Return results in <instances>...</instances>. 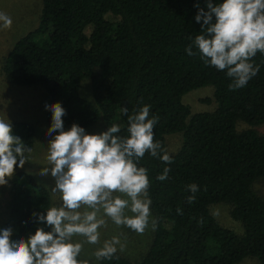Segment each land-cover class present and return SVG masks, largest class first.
Here are the masks:
<instances>
[{"label":"trees","instance_id":"16d2710c","mask_svg":"<svg viewBox=\"0 0 264 264\" xmlns=\"http://www.w3.org/2000/svg\"><path fill=\"white\" fill-rule=\"evenodd\" d=\"M197 3L206 7V0H42L37 27L15 41L0 63L9 83L39 86L49 95V105L61 104L64 130L74 123L86 130L100 119L105 131L118 124L119 135L126 136L128 119L121 108L132 114L148 105L149 118H159L154 140L165 151L164 136L182 133L177 152L166 151L170 164L148 153L138 162L148 170L155 221L145 249L138 257L117 252L98 264H237L246 257L264 264V192L257 188L264 182L252 189L255 180L264 178V134L235 127L237 121L264 123V54L253 58L258 74L246 86L230 89L233 81L226 72L205 65L193 44L202 34L195 20ZM189 45L195 55H187ZM83 79H89L91 99L79 95ZM205 85L213 87L217 107L191 114L182 97ZM45 118L50 128V109ZM11 125L32 149L33 126ZM165 167L168 178L160 181ZM191 184L199 190L190 192ZM7 191L8 211L0 229L12 228L13 240H27L37 228L51 230L33 216L53 207L46 187L17 166ZM221 202L230 206L240 234L212 215L210 205ZM217 209L211 210L219 217ZM78 259L91 264L87 257Z\"/></svg>","mask_w":264,"mask_h":264},{"label":"clouds","instance_id":"9594fccd","mask_svg":"<svg viewBox=\"0 0 264 264\" xmlns=\"http://www.w3.org/2000/svg\"><path fill=\"white\" fill-rule=\"evenodd\" d=\"M195 16L201 24V33L194 38L205 65L225 71L233 82L230 89L242 88L259 72L253 63L257 53L264 54V0H206V7L197 3ZM12 18L0 12V27L10 29ZM195 55L192 45L186 48ZM52 112V124L47 135L56 134L48 144L47 160L50 167L40 175L49 173L55 179L52 193H59L61 204L47 209L46 215L33 213L38 222L51 229L37 228L27 240H13V229H0V264H81L78 259L83 245L73 242L74 236L84 237L89 244H100V229L106 227L105 217L117 226H126L138 234L149 227L151 216L148 170L138 166L146 153L166 164L171 156L160 142L154 140L158 117H150V106L129 114L127 107L121 112L127 116V135L121 136V127L113 124L99 134H87L78 124L64 130L62 117L65 109L59 102L45 105ZM27 147L13 134L10 122L0 119V185H6L16 167L23 168L29 161ZM170 168L165 167L157 179L168 178ZM190 192L199 190L196 184L188 186ZM195 196H189L192 203ZM132 215H128L127 213ZM178 214L181 209H177ZM155 228V221H152ZM125 245L119 237L105 240L95 257L111 259Z\"/></svg>","mask_w":264,"mask_h":264},{"label":"rangeland","instance_id":"374dc122","mask_svg":"<svg viewBox=\"0 0 264 264\" xmlns=\"http://www.w3.org/2000/svg\"><path fill=\"white\" fill-rule=\"evenodd\" d=\"M41 6L42 0H0V12L6 13L13 21L10 29L0 27V63L15 41L37 27ZM95 73L99 75V70L95 69ZM88 80L89 79H83L79 88V95L86 100L92 97L91 90L87 91L86 89L89 85L87 84ZM213 92L214 89L211 85L201 86L185 93L182 97V102L189 106L191 114L213 111L217 107V103L213 98ZM46 104H50V99L43 88L39 86L13 85L5 79L0 70V119H4L6 122L10 123L18 121L26 122L31 124L34 128L32 152L27 155L29 161L25 163L23 168L19 167V170L29 173L36 182L46 187L52 196V206L58 207L61 204L60 194H53L51 191L55 186V179L50 173L45 176L40 175L43 168L50 167L47 160L48 144L56 135L54 133L52 136L46 134L49 129L45 118L47 110L45 108ZM235 127L238 131L253 128L257 133L264 134V123L257 126H250L242 121H237ZM85 131L87 134H99L105 131L103 122L99 119ZM172 136L175 137L172 138ZM164 137L166 151L171 155L175 154L182 143V133L175 132L166 134ZM178 138H180L179 143H177V140H174ZM167 141H170V146ZM9 180L6 185H0V228L2 227L8 211L9 196L7 188L9 186ZM259 181L264 182V178L255 180L252 184V189L254 191L255 184ZM257 188L264 192V183H258ZM217 207L219 217L212 211ZM209 208L212 215L221 226L229 228L238 234L243 231L240 223L230 217L228 213L230 206L227 203H215L210 205ZM127 214L132 215L130 212ZM152 218L151 213L149 227L143 234H138L126 226L115 225L110 218L105 217L107 221L106 227H102L99 230L101 233L100 244H89L86 242L85 238L81 236H74L72 240L73 242L82 243L83 250L80 256L82 259L84 257L89 258L91 264H98V259L95 257L94 253L102 247L105 240H110L114 236L119 237L121 243L125 245L123 251H119V246H117V252L119 254L124 257L127 255L138 257L140 250L145 249L148 243ZM85 260L83 259L85 264H88ZM237 264H259V262L255 258L246 257Z\"/></svg>","mask_w":264,"mask_h":264}]
</instances>
